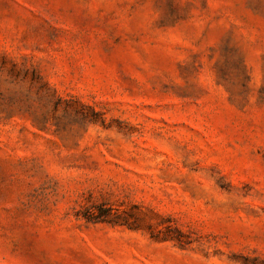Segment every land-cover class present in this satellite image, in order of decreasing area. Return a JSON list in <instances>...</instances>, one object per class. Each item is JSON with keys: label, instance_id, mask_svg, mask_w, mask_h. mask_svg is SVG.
I'll return each instance as SVG.
<instances>
[{"label": "rangeland", "instance_id": "obj_1", "mask_svg": "<svg viewBox=\"0 0 264 264\" xmlns=\"http://www.w3.org/2000/svg\"><path fill=\"white\" fill-rule=\"evenodd\" d=\"M0 264H264V0H0Z\"/></svg>", "mask_w": 264, "mask_h": 264}]
</instances>
